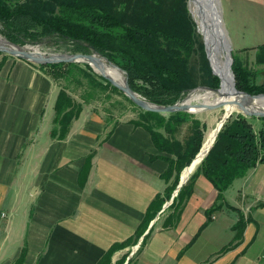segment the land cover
Returning <instances> with one entry per match:
<instances>
[{"label":"crops","instance_id":"0c3cea01","mask_svg":"<svg viewBox=\"0 0 264 264\" xmlns=\"http://www.w3.org/2000/svg\"><path fill=\"white\" fill-rule=\"evenodd\" d=\"M226 3L264 29V0ZM58 91L37 67L0 55V264H264V163L233 181L209 220L217 191L200 175L177 222L170 199L137 236L172 156L91 104L65 140L52 139Z\"/></svg>","mask_w":264,"mask_h":264},{"label":"trees","instance_id":"16d2710c","mask_svg":"<svg viewBox=\"0 0 264 264\" xmlns=\"http://www.w3.org/2000/svg\"><path fill=\"white\" fill-rule=\"evenodd\" d=\"M0 38L17 46H34L48 40L57 47H66L71 54H94L107 65L117 66L132 91L157 105H173L200 86L211 89L219 86L190 15L188 0H0ZM232 57L236 89L251 96L264 94V45L256 47L253 67L234 54ZM27 63L49 76L59 89L50 132L52 139L68 137L84 104L94 105L102 96L109 99L114 94L139 110L137 119L128 122L143 127L157 150L172 156L162 158L168 167L161 178L168 186L149 206L137 230L139 236L171 199L182 170L189 166L202 145L205 124L182 111L167 116L143 111L88 65ZM261 78L263 82H259ZM102 113L106 123L113 126L119 123L107 109ZM256 119L260 121L258 129L252 124ZM188 121L191 134L180 143L174 134ZM259 163H264V117L231 115L207 155L169 205L175 221L191 197L198 176L217 191L216 202L205 213L209 220L225 205L224 192L233 181ZM245 223L241 216L233 226V241L241 239ZM119 246H113L107 255Z\"/></svg>","mask_w":264,"mask_h":264},{"label":"water","instance_id":"95a60500","mask_svg":"<svg viewBox=\"0 0 264 264\" xmlns=\"http://www.w3.org/2000/svg\"><path fill=\"white\" fill-rule=\"evenodd\" d=\"M189 1L190 0H188V3H189ZM211 1L213 2L214 15H215L217 24H216L215 32H213V34H212V36H215L213 42L209 43L210 42L209 38L212 39L213 38L212 36H210L209 38H205V39L203 38L204 51L206 54V58L209 62V65H210V68H211L213 75L216 76V74L214 73V70H213V66L211 64L210 54H212V55L217 54L218 50H220V51L222 50V52L225 53L226 58H227L226 59L227 60L226 61L227 70L231 74L232 88L234 89L235 96H239L240 99H238V100L237 99H232V100L225 99L223 92H222V89H223L222 82L219 79L220 85L217 89H211L208 87H197V88L193 89L191 92H189L186 95L185 99L178 101L173 105L163 106V105H157V104H153L151 102H148L145 99L141 98L137 93L132 91V89L129 87L128 80L125 76H124L123 84H119V83L115 82L113 79L106 77L102 73L99 76H101L103 79H105L106 81L111 83V85H113L118 90H120L132 103H134L137 107H139L143 111L156 112L159 114H163V113L169 114L172 112L182 111V112H186L189 114H197V113L203 112L205 110L212 109L214 107H221V106L229 105V106H233L237 111L242 112V115H244L246 117H264V112L254 111V110L250 109L251 101H253L254 99L259 98V97H264V94H258V95L251 96L247 93H244L242 91L237 90L235 87V79H234V75H233V72L231 69V66L233 63V58L231 55L232 48H231V44L229 42L227 33L225 32V28L223 27V24H222V14L220 11L217 12L216 7H215V3L218 4L219 0H211ZM4 41H5V45H0V53L7 54L9 56L18 58V59L23 60L25 62H30V63L36 64V65L75 63V64H81V65H88L93 70V72L95 73L94 67H96V65H97L96 58L101 59L94 54L84 55V54H79V53H77V54H71V53H68V54L64 53L63 54V53H61V54H54V55H42L39 52L34 51L32 49V47H30V46H17V45H13V44L9 43L5 39H4ZM109 65L113 66L114 68H116L120 72H122L117 66H115L113 64H109ZM198 90L212 92V93L216 94L217 96H219L220 98H222V100L219 101L217 103V105H206V104L200 103L196 106H191V107L188 106L185 103V100L192 93H194ZM231 115L232 114H230V113L229 114L224 113L219 125L216 128V134H215L213 143H214L219 131L221 130L222 126L229 119V117ZM213 143H212V145H213ZM202 145H203V143H202ZM202 145H201L198 153L195 155V157L193 158V160L191 161V163L189 164L188 167L193 165V162L195 161L196 157L198 156V154L200 153V151L202 149ZM212 145H211V147H212ZM210 148H209V150H210ZM209 150L206 152L205 156L207 155ZM204 157L200 160L198 165L201 163V161L204 159ZM197 166H195L193 168L192 172L197 168ZM184 169L181 172L178 185H177L176 189L174 190V192L171 196V200L177 195L180 188L187 182V180L189 179V176L191 175L190 174L185 180H183L182 174H183ZM167 206H168V204L165 207H167Z\"/></svg>","mask_w":264,"mask_h":264},{"label":"rangeland","instance_id":"374dc122","mask_svg":"<svg viewBox=\"0 0 264 264\" xmlns=\"http://www.w3.org/2000/svg\"><path fill=\"white\" fill-rule=\"evenodd\" d=\"M219 4L222 14V24L223 27L225 28V32L227 33L232 48L231 55L234 54L235 56L239 57L241 62L247 64L249 67H253L255 49L257 46L264 45V29L261 28L260 24L257 23L258 22L257 15H254L255 18L252 20L250 19L249 14L243 15L241 13H236L232 15V13H230L231 9L227 7L226 0H221V1L219 0ZM191 6L192 5L189 1L188 3L189 12L195 22L196 30L200 36V40L203 43V38H204L203 32L201 27L198 25L196 21V16L194 15L192 10L193 8ZM30 47H32L34 51L39 52L42 55L70 53L66 47H57L54 44L50 43L48 40ZM3 55H7V54L3 53ZM222 57L223 58L225 57L224 52H222ZM96 63L100 66H105L111 69L113 68L112 66L107 65L105 62H103L101 59L98 58H96ZM113 69L119 75L120 78L124 77V75L119 70H116L115 68ZM255 69H257L260 72L259 68L255 67ZM259 75L263 76L262 73H260ZM259 82H263V78L259 79ZM219 85H220V80H219ZM200 87H206V86H200ZM203 93L204 91L202 90L196 93L193 96V98L190 100L188 106L191 107L200 104L202 102ZM105 97L106 96H102L101 98H99L98 101L94 102L95 103L94 106L100 109L101 112L102 110L107 109L112 114L113 120H117L120 122L137 119L139 110L136 107L131 106L128 102L123 100V98L114 94L111 95V98L109 99ZM185 97L186 95L184 96L183 99H185ZM218 102L219 101L217 100H213L208 105H217ZM251 110L264 112V108H254ZM224 111H225L224 106H221V107H214L212 109L205 110L198 114H192L194 119L198 120L202 124H205V130L203 131V141L206 137V134L210 130H213L218 124V122L221 121L225 113ZM237 113L242 114V112L240 111H235L232 113V115ZM162 115L167 116L166 113H163ZM256 118H260V117H256ZM252 124L254 126V129H258L260 126V121L257 119L252 120ZM190 134H191V122L188 121L184 123L182 127L178 128L177 132L174 135L184 143L188 139Z\"/></svg>","mask_w":264,"mask_h":264},{"label":"bare ground","instance_id":"6f19581e","mask_svg":"<svg viewBox=\"0 0 264 264\" xmlns=\"http://www.w3.org/2000/svg\"><path fill=\"white\" fill-rule=\"evenodd\" d=\"M191 7L193 8V13L196 16V21L198 25L201 27L204 39L209 38L212 36L213 32H215L216 28V18L214 15V8H213V2L211 0H190ZM218 5V6H217ZM216 11L221 12L219 3H215ZM213 38H209L210 42L212 43L215 36H212ZM0 45H5V41L0 38ZM215 46V45H214ZM210 48V47H209ZM225 58V59H224ZM222 57V50H218L217 54H210L211 64L213 66L214 73L216 76L221 80L222 82V92L224 95V98L227 100L232 99H240L239 96H235L234 89L232 88V81H231V74L227 70V64H226V55L225 57ZM95 72L99 75L102 73L106 77H109L113 79L115 82L119 84H123L124 77L120 78L119 75L115 72V70L112 68H108L105 66L96 65L94 67ZM116 69V68H115ZM200 90L192 93L186 100L185 103L188 105L190 100L193 98V96L198 93ZM199 96V95H198ZM217 100L221 101L222 98L217 96L216 94L204 91L202 102L203 104L208 105L211 101ZM254 108H264V97H259L251 101L250 103V109ZM225 113L232 114L233 112L237 111L233 106H224ZM201 113V112H200ZM198 114V113H197ZM220 122L216 125V127L213 130H210L203 141L202 149L198 156L196 157L195 161L193 162V165L190 167H186L183 171L182 178L185 180L192 172L193 168L198 165L200 160L205 156L206 152L211 147L215 134H216V128L219 125Z\"/></svg>","mask_w":264,"mask_h":264}]
</instances>
